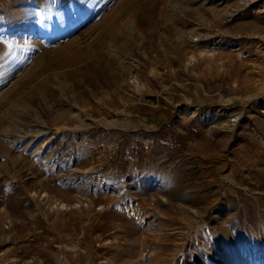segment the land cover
<instances>
[{
	"label": "rangeland",
	"instance_id": "rangeland-1",
	"mask_svg": "<svg viewBox=\"0 0 264 264\" xmlns=\"http://www.w3.org/2000/svg\"><path fill=\"white\" fill-rule=\"evenodd\" d=\"M0 264H264V0H0Z\"/></svg>",
	"mask_w": 264,
	"mask_h": 264
},
{
	"label": "bare ground",
	"instance_id": "bare-ground-1",
	"mask_svg": "<svg viewBox=\"0 0 264 264\" xmlns=\"http://www.w3.org/2000/svg\"><path fill=\"white\" fill-rule=\"evenodd\" d=\"M4 165V162L2 163ZM112 188V187H111Z\"/></svg>",
	"mask_w": 264,
	"mask_h": 264
}]
</instances>
